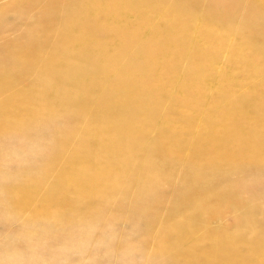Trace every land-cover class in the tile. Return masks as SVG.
I'll list each match as a JSON object with an SVG mask.
<instances>
[{"label":"rangeland","instance_id":"374dc122","mask_svg":"<svg viewBox=\"0 0 264 264\" xmlns=\"http://www.w3.org/2000/svg\"><path fill=\"white\" fill-rule=\"evenodd\" d=\"M72 2L0 0V104L8 105L14 116L25 115V109L13 106V100L21 91L33 90L57 41L48 28L61 21L60 10ZM174 2H189L198 13L218 6L217 16L230 19V27L247 20L256 35L264 37V19L251 10L248 0H222L216 5L211 0L158 1L162 9ZM127 16L136 19L134 14ZM103 20L101 13L86 18L88 33L102 37ZM159 23V15L145 20L140 30L135 31L137 35H131L133 40L125 50L113 48L114 53H119L117 57L107 54L108 47H101L103 57H98V61L104 60L98 72L92 74L100 82L87 91L89 97L82 115L75 114L73 104L59 101L57 105L62 103L64 107L40 105L38 118L33 122L22 117L20 127L14 126L12 119L0 118L6 127L9 125L8 131L0 133V264H188L187 246L200 241L202 244L194 246L193 253L200 252L210 237L227 233L235 235L233 242L245 258L249 252L248 236L254 231L264 233V162L246 161L226 170L203 167L196 175L186 165L193 152L199 121L204 116L201 107L190 105L188 92L176 94L179 87L187 85L182 71L189 64L188 57L183 55L178 60L173 78L168 72L161 75L163 85L148 102L142 98L129 99L132 88L127 82L121 81L115 88V81L121 80L130 58L139 52ZM134 29L132 24L126 26L128 33ZM106 38L111 42V37ZM76 39L83 40L84 36ZM36 41L40 43V50L37 49L40 59L26 60V53H22L25 59L13 58L14 47L32 48ZM222 61L220 57L217 65ZM195 73L200 72L192 70L189 75ZM2 75H7L5 80ZM217 75L215 70H209L206 79L210 83ZM78 78L87 79L88 74L80 72ZM50 88L47 84L42 90L49 103L57 99ZM106 98L115 104L124 101L125 107L113 114L119 116L117 129L129 128L128 132L134 134L133 153L118 162L121 170L100 194L85 198L72 185H65V199L59 205L47 207L42 214L48 195L57 193L61 185L59 172L76 158L74 150L81 146L83 133ZM218 103L223 104L217 108L225 104L223 100ZM145 106L148 109L143 110ZM184 106L187 115L193 117L189 125L178 123ZM130 107L136 113H131ZM166 122L177 123L181 128H177L175 137L165 132ZM158 147L162 153L153 154ZM151 154L153 163L149 165L146 159ZM5 191H13V195L5 199ZM2 199L11 211L1 204ZM180 214L186 218L178 219ZM164 227L169 228L170 234L166 232L159 241ZM192 264L214 263L198 256Z\"/></svg>","mask_w":264,"mask_h":264},{"label":"bare ground","instance_id":"6f19581e","mask_svg":"<svg viewBox=\"0 0 264 264\" xmlns=\"http://www.w3.org/2000/svg\"><path fill=\"white\" fill-rule=\"evenodd\" d=\"M152 1L73 0L67 7H63L59 14L61 21L48 28L50 32H54L57 41L44 61L45 68L35 87H32L33 90L30 88L21 91V95L13 100V106H22L26 111L25 115L14 116L13 110L2 103L0 118L12 119L14 126L20 127L22 117L35 121L41 114L40 105H57L59 101L68 103L67 105L73 104L75 114L83 113L85 101L89 97L87 91L99 81V77L95 78L92 74L98 72L99 64L101 66L103 63L104 59L98 61V57H103L101 47H108L107 54L117 57L119 53H114L116 49L113 48L118 46L125 50L132 39L131 35L140 30L144 21L159 15L160 23L154 26L148 39L141 44L139 52L130 58L121 80L115 81V88L121 81L127 82L132 88V92L128 94L129 99L142 98L148 102L153 99L155 90L163 85L161 75L168 72L169 77L173 78L178 70V60L185 55L189 64L182 71V77L187 85L179 87L176 94L188 92L191 96L190 105L201 107L204 111L197 128L192 155L186 162L191 172L196 175L203 167H220L226 170L225 168L246 161L264 162V37L259 34L257 36L247 20L237 27H230V19L217 16L215 9L218 6L214 10L210 6L211 9L208 7L204 13H198L189 2H174L162 9L163 7H159V0H155V3ZM221 1L211 0L210 3L216 5ZM248 1L251 3V10L264 19V0ZM98 13L104 16V33L102 37L96 38L86 30L85 19L93 18ZM127 13L134 14L136 19L129 18ZM129 24L135 26L132 33L126 30ZM37 34L41 35L42 32ZM80 35L84 36L83 40L76 39ZM106 37H111V42ZM37 42L28 49L14 47L11 53L13 58L17 61L25 59V56L26 60L40 59L37 50L40 43ZM22 53H26L24 57ZM220 57L223 61L219 66L217 60ZM192 70L200 73L189 75ZM209 70L218 72L210 83V79H206ZM80 72H86L88 78L80 80ZM6 77L7 75H2L1 78L5 80ZM47 84L57 98L50 103L42 95ZM222 100L225 104L217 108L220 104L218 102ZM112 102L106 98L93 114L92 122L83 133L81 146L74 150L76 158L69 160L59 172L61 185L57 193L48 195L42 214L46 213L47 207L59 205L65 199V185H72L85 198L100 194L121 170L118 162L133 153L131 143L134 134L128 132L129 128L117 129L116 117L119 116L115 117L113 114L114 110L125 107L122 105L124 101H116V104ZM61 104L59 103L60 106ZM147 106L143 110L148 109ZM186 108L184 106L178 118L179 124L189 125L193 120L191 115H187ZM130 111L136 113L137 110ZM242 124H246V127ZM8 127L0 120V133L8 131ZM177 128L181 129L177 123L172 122H166L164 126L170 137H175ZM153 151V154L162 153L159 147ZM146 163H153L152 154L147 157ZM201 186L203 187L202 183ZM4 193L5 199L8 195H13V191ZM5 199H2L1 204L9 210L10 206ZM183 218L186 216H178V219ZM168 231L169 228L164 227L159 241ZM234 239L235 235L228 233L220 237L212 236L206 247L196 253H193L194 246H199L202 242L187 246L185 251L189 253L188 264H192L198 256L201 260L214 264H264V233L254 231L248 236L249 252L245 258L238 252Z\"/></svg>","mask_w":264,"mask_h":264}]
</instances>
